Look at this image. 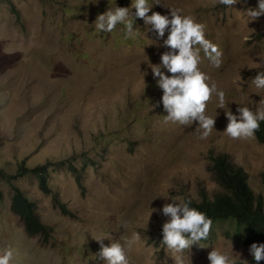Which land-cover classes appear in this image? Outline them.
<instances>
[{"label": "rangeland", "instance_id": "1", "mask_svg": "<svg viewBox=\"0 0 264 264\" xmlns=\"http://www.w3.org/2000/svg\"><path fill=\"white\" fill-rule=\"evenodd\" d=\"M131 3L0 0V169L16 176L14 185L50 229L47 240L29 237L10 209L11 186L0 181V254L11 249V264H103L94 239L106 238L105 246L123 244L132 232L141 239L126 248L129 264H174L155 242L170 219L163 206L222 192L211 156H228L264 199V143L255 135L234 140L224 133L226 111L239 115L240 106L253 112L264 107L258 104L264 89L252 84L264 72V15L250 22L246 15L258 0H238L232 7L219 0H148V15L171 18L168 8L179 9L203 24L206 39L222 52L218 68L200 52L199 69L225 93L223 109L215 94L207 104L205 114L215 125L205 139L198 122L163 124V90L149 66L169 51L163 46L168 32L157 39L131 15L129 38L122 24L112 32L96 29L98 15L109 9L129 7L134 14ZM48 163H55L49 168V195L30 172ZM237 235L235 226L216 224L200 241L203 248L194 244L183 252L185 264H210L213 249L235 264H252L250 247Z\"/></svg>", "mask_w": 264, "mask_h": 264}, {"label": "clouds", "instance_id": "2", "mask_svg": "<svg viewBox=\"0 0 264 264\" xmlns=\"http://www.w3.org/2000/svg\"><path fill=\"white\" fill-rule=\"evenodd\" d=\"M219 3L232 7L238 0H219ZM130 8L135 9L134 14L129 11V7H115L98 15L95 20L96 29L112 32L118 24H122L125 38H129L134 34L133 21L129 19L131 15L142 19L146 26H150L148 30L154 32L157 39L164 37L167 31L168 36L163 41V46L169 51L160 56L161 63L149 66L153 77L158 78L157 86L163 90L162 104L167 113L163 118V124L192 125L198 122L200 139L207 138L215 125V118L205 114L207 104L215 94L218 97L219 108L223 109L225 93L217 88L215 82L209 84L210 77L199 69L200 52L203 50L204 57L218 68L222 57L219 46L206 39L203 24L197 23L191 16L181 15L179 9L168 8L171 17L169 18V15H162L159 12L148 15L151 9L148 0H132ZM246 15L248 22L264 15V0H258V6L249 8ZM260 59H264L261 54ZM162 69H166L171 75H166ZM252 84L257 89H264V72L259 71L252 78ZM258 104L264 105V97H261ZM156 106L158 105L154 107ZM236 111L239 115H234L231 111L225 112L228 120L225 135L234 140L254 138L255 132L259 130L260 121H264V107H258L257 111L253 112L248 107L240 106ZM172 201L173 203H165L162 209L170 219L163 224L160 242L166 255L174 260V264H185L183 252L191 249L194 244H199L203 248L200 241L208 238L212 220L205 213L190 207V201L178 202L176 199ZM154 211L157 210L152 209V212ZM104 239L106 238L94 239L100 245V251L95 254L97 260L103 261V264H129L126 248L130 251L134 244L140 242L141 237L138 232H132L130 237L123 238V244L111 242L110 246H105ZM249 252L254 258L252 262L255 260L259 264L264 260V244L253 243ZM13 257V251L5 249L3 254H0V264H11ZM208 260L210 264H235L227 253L216 249L208 254Z\"/></svg>", "mask_w": 264, "mask_h": 264}, {"label": "trees", "instance_id": "3", "mask_svg": "<svg viewBox=\"0 0 264 264\" xmlns=\"http://www.w3.org/2000/svg\"><path fill=\"white\" fill-rule=\"evenodd\" d=\"M255 136L261 143H264V121H260L259 130ZM211 171L216 182L222 189V192L209 199L203 195L199 201H190L189 206L206 214L212 220V227L218 223H228L236 227L237 235L243 239L246 247L253 243H264V199L257 196L250 187L247 173L241 168L235 166L226 155L211 156ZM64 166V163H60ZM55 163H48L44 166L38 165L30 172L37 180L41 192L49 195V168H53ZM20 169H23L20 166ZM72 170V169H71ZM23 174L22 171H19ZM16 176H11L0 169V181L11 186L12 198L10 209L16 214L22 223H24L26 232L32 239L47 240L50 238V229L45 226L40 217L35 212V205L25 194L14 184ZM264 184V173L262 175ZM1 188V187H0ZM3 201V194L0 189V207ZM60 208L66 211V208L60 204ZM162 241V234L157 236L155 242ZM252 264H257L254 260ZM259 264H264L261 260Z\"/></svg>", "mask_w": 264, "mask_h": 264}]
</instances>
